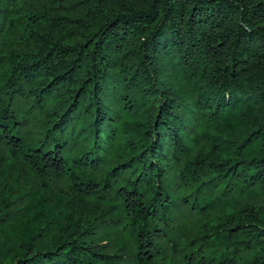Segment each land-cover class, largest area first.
I'll use <instances>...</instances> for the list:
<instances>
[{
  "label": "trees",
  "instance_id": "1",
  "mask_svg": "<svg viewBox=\"0 0 264 264\" xmlns=\"http://www.w3.org/2000/svg\"><path fill=\"white\" fill-rule=\"evenodd\" d=\"M0 264H264V0H0Z\"/></svg>",
  "mask_w": 264,
  "mask_h": 264
}]
</instances>
